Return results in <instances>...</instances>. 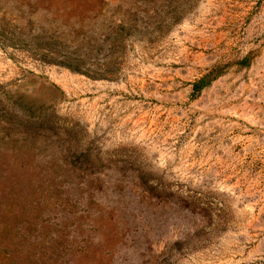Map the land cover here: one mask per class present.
<instances>
[{
	"label": "rangeland",
	"instance_id": "374dc122",
	"mask_svg": "<svg viewBox=\"0 0 264 264\" xmlns=\"http://www.w3.org/2000/svg\"><path fill=\"white\" fill-rule=\"evenodd\" d=\"M0 264H264V0H0Z\"/></svg>",
	"mask_w": 264,
	"mask_h": 264
},
{
	"label": "trees",
	"instance_id": "16d2710c",
	"mask_svg": "<svg viewBox=\"0 0 264 264\" xmlns=\"http://www.w3.org/2000/svg\"><path fill=\"white\" fill-rule=\"evenodd\" d=\"M179 19H180V15L179 16H174V18H170V20L173 21V24L176 23ZM65 59H66V57H65ZM67 59H69V57ZM21 109H24V107L22 106ZM30 123H31L32 126L37 125V124L40 125V126H43L45 122H44L43 118L37 117L36 120H34L33 122L30 121Z\"/></svg>",
	"mask_w": 264,
	"mask_h": 264
}]
</instances>
